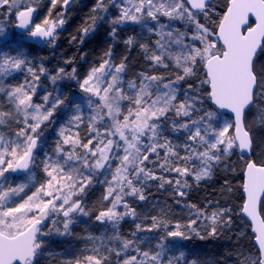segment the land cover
<instances>
[{
	"label": "snow or ice",
	"instance_id": "6c2138e0",
	"mask_svg": "<svg viewBox=\"0 0 264 264\" xmlns=\"http://www.w3.org/2000/svg\"><path fill=\"white\" fill-rule=\"evenodd\" d=\"M35 2L0 0V18H14L25 39L54 44L72 0H50L39 20L30 6ZM226 7L217 24L212 0H95L70 43H83L104 22L113 43L83 76L75 67L66 71L73 59L50 70L23 51L0 50V264H40L47 240L71 236L84 217H94L101 234L83 237L86 247L76 254L48 256L59 255L60 264H200L181 251L184 241L216 236L231 225V209L217 204L209 212L211 201L204 208L184 203L187 223L173 222L168 206L149 201L148 189L170 192L180 205L192 187L189 177L199 184L234 149L252 150L254 127L244 116L264 104V67L254 59L258 49L264 52V0H229ZM135 25L140 39L129 36L124 44L129 51L138 47L145 64L129 75V57L117 62L114 44L118 29ZM144 31L149 39L140 42ZM17 74L23 79L13 83ZM42 77L53 85L75 81L79 100L62 89L48 91ZM206 100L217 110L206 109ZM219 110H230L234 119L220 124ZM259 111L264 127V109ZM96 185L103 190L90 207L87 194ZM243 189L242 210L256 221L264 163L247 162ZM133 202L159 206L150 224ZM127 217L135 223L131 238L120 231ZM201 227L208 230L201 234ZM154 231L164 234L152 245L147 233ZM258 231L259 255L240 253L239 264H264V219Z\"/></svg>",
	"mask_w": 264,
	"mask_h": 264
},
{
	"label": "trees",
	"instance_id": "16d2710c",
	"mask_svg": "<svg viewBox=\"0 0 264 264\" xmlns=\"http://www.w3.org/2000/svg\"><path fill=\"white\" fill-rule=\"evenodd\" d=\"M228 0H220L218 6L215 5V11L212 14V21L219 23V19L223 16L224 9L227 5ZM212 3L214 4L213 0ZM33 3L30 5L32 6ZM91 7L88 0H76L67 10V24L64 30L61 32L59 37L56 39L54 44H45L40 47L34 43L20 41V44L25 47L27 56L33 63L39 64L42 62L44 66L51 70L54 65L52 62L55 57L56 48L65 49V52H69V59H73L74 62L82 63L87 60L90 55H95L100 52L102 48L112 44V40L109 37L105 29V22L97 25L95 32L90 33L86 37L83 43H79V40L75 43H70L72 36H78V28L84 23L86 19L91 15ZM179 27L181 25L177 24ZM138 25H135L137 29ZM116 44V43H115ZM114 44V45H115ZM138 47H133L130 51L136 56L141 68L144 67V58L142 54L138 51ZM263 55L260 52L257 57L256 66L258 65V60ZM84 56L85 58H82ZM74 64V63H73ZM71 64L66 67V71H71L74 65ZM65 67V65L63 66ZM169 71H175V69L170 68ZM198 78H203V73L198 74ZM47 79L42 77V83L45 87L49 86L48 91H53L54 88L62 89L63 92L74 100H79L81 93L76 86L75 81L71 80H61L58 81L56 85H47ZM189 83H196V81H189ZM183 87H187L186 83L182 82ZM207 88V85L204 86ZM207 104L215 109L210 100H206ZM254 107L259 109H264V104H259L258 106H253L246 114V124L248 122V115ZM260 116L261 112L259 111ZM61 114H57V118H60ZM84 132L82 131V135ZM254 135V133H253ZM52 137V134H49ZM257 139L254 136V152L253 158L256 162L264 163V161L258 159L255 153V148L257 145ZM239 154V153H238ZM247 158L239 155L238 161L235 163V167L231 169L224 170L221 167H216L211 172L210 177H206L197 184L194 178L189 177V183L192 185L189 190L188 196L180 205H176L173 201L172 194L170 192L160 191L158 192L155 186L148 189L149 201H160L159 206H168L170 208L169 220L173 222L187 223L189 218V209L184 207V203H194L200 208H204L209 201L212 205L208 207L207 211L211 212L216 204L219 208L231 209L230 216L232 219L231 225L221 226L219 228L218 234L214 237H206L205 239H200L197 236H193L190 240L184 241L186 247L182 248L181 251H185L189 259H197L200 264H239L240 253L243 256H249L252 254L258 255V249L253 242V234L250 230L249 223L242 217L241 209L244 202V196L242 192L243 187V170ZM100 185H96L95 188L87 194V202L89 206L96 205L99 196L101 195ZM214 202H217L216 204ZM132 206L136 208L137 212L140 214L141 219L145 216L148 219L144 220L145 224H150V218L156 215L159 211V206H155L153 203L140 202L139 204L133 202ZM222 219H227V217H222ZM137 223L139 221H136ZM100 225L94 222V217L92 219L87 218L86 220L81 219L79 223L72 227L71 236H52L47 240L48 250L55 253H64L65 258L70 254H76L82 248L86 247V242L81 240L79 237L86 235L87 231L90 229L95 230V235L97 228ZM92 227V228H89ZM135 230V223L131 217L126 218L121 221L120 231L123 235L130 237V233ZM208 229L201 227V234H204ZM102 231V230H101ZM101 231L99 233H101ZM162 231H154L152 233H147L151 238L152 245L158 242L160 235H163ZM99 235V234H98ZM87 236V235H86ZM147 247V245H143ZM67 250V251H65ZM47 251L45 256L40 259V264H60L61 257L48 256ZM75 252V253H74ZM170 255L172 253H169Z\"/></svg>",
	"mask_w": 264,
	"mask_h": 264
},
{
	"label": "rangeland",
	"instance_id": "374dc122",
	"mask_svg": "<svg viewBox=\"0 0 264 264\" xmlns=\"http://www.w3.org/2000/svg\"><path fill=\"white\" fill-rule=\"evenodd\" d=\"M213 2H214V4H213L214 6L215 5L218 6L220 0H213ZM88 3L90 4V7L92 8L94 3H95V0H88ZM32 7L36 8L38 10V14H37L38 15V20L42 19L44 16H46L48 14V9L51 7L50 0H36V2L33 3ZM59 10H60L59 6L56 9H53V15H55V13L57 11H59ZM111 15L112 16L117 15V12H116L115 9H111ZM0 20H3V22L0 23V27H4V29H5L4 33H0V50H4V51L19 50V51H23L24 53H26L25 47L20 44V41H18V38L21 35L15 29L16 23H15L14 18L11 20V22H9V20L5 19V18H0ZM66 24L64 25V28H65ZM176 26L179 27L178 25H176ZM64 28H63V30H64ZM104 30L107 33H109V31H110V25L107 22H105V29ZM62 31L59 32L58 37H59V35L61 34ZM141 32H142V29H141V27L139 25L137 26V29H136L135 26H127V27H122V28L118 29V36L116 38V44L114 45L115 58H116V60L118 62L119 59L122 56L127 55L129 57V65H130L129 75L133 74L136 71L142 70V68L140 67L136 56L132 53V51H129V49L125 46L124 40H126L129 36H136L137 40H139L140 37H139L138 34H140ZM143 35H144V40L140 41V42H145V41H147L149 39V34L146 31L143 32ZM151 39H155V37L153 36V37H151ZM106 48H107V46L102 48L100 50V52L98 54H96V56L91 54L90 57L87 60H84L82 63H80V62H76L75 63L74 62L73 65H74L75 68H77L78 73H80V75L83 76V74L88 70V68L94 63V61L101 55V53ZM64 50L65 49H61L60 47L56 48V53H55L56 55H55L54 60L52 62V65H54L53 66L54 69L57 68V67H63L64 66V61L66 59H69V56H70L69 52H65ZM138 51L142 54L140 49ZM28 58H29V56H28ZM257 67L258 68L259 67H264V52H263V55L258 60ZM51 70H53L52 67H51ZM53 74H54V72H53ZM22 79H23V74H17L16 80H13L12 82L16 83V82H18L19 80H22ZM50 83H51L50 80L46 81L47 85L48 84L51 85ZM46 88L48 90L49 86H47ZM40 94L43 95L44 93L41 92ZM204 107L206 109H208V110L216 111V109H213L212 107H210L207 104V101L205 102ZM218 120H219L220 124H223V122L231 121V120H233V118L229 114L219 112ZM259 121H260L259 110H258L257 107H254L253 109H251V111H250V113L248 115L247 124L254 127V136H255V138H258L257 139V145H256V148H255V153L257 154L258 159H260L261 161L262 160L264 161V127L260 126ZM49 139L51 140L52 137L49 136ZM238 156H239L238 149L236 148L233 151H231L229 153V155H227L226 157H222L220 164H214L213 168H212V171L216 167H221L224 170H226V169L227 170L228 169L232 170L235 167V163L238 161ZM17 182H19V181H17ZM100 190L101 191L103 190L101 186H100ZM214 203L216 204L217 202H214ZM261 212H262L263 217H264V199H263V202H262V205H261ZM81 219L86 220L87 217H84V218H81ZM89 228H92V227H89ZM101 230L103 231L104 229L99 226L97 228L96 233L97 232L98 233L96 235H98V234L100 235L101 233H99V232ZM89 233L94 234L95 230L94 229H90L89 231H87L86 235H88ZM83 237L84 236H80L79 238L81 240L85 241L83 239ZM65 251H67V250H65ZM258 255L252 254V255H249V256L254 259Z\"/></svg>",
	"mask_w": 264,
	"mask_h": 264
},
{
	"label": "water",
	"instance_id": "95a60500",
	"mask_svg": "<svg viewBox=\"0 0 264 264\" xmlns=\"http://www.w3.org/2000/svg\"><path fill=\"white\" fill-rule=\"evenodd\" d=\"M74 1H75V0H72L71 5L73 4ZM228 2H229V0H228ZM228 2H227V4H228ZM226 6H227V5H226ZM34 9L36 10V12L34 13V15H37V14H38V10H37L36 8H34ZM226 10H227V7H225L223 14L226 12ZM249 23L251 24V26H253V27L255 26V18H254V16H250ZM15 29H16V31H18V32L20 33V35H21V36H19L18 41H24V42L34 43V44H36V45H38V46H40V47H43V46L46 44V42H44V41H34V40H28V39H25L24 36H23V34H22V30H21L20 28H18V27H15ZM260 52H261V51L258 49V51H257V55H256V57H254L255 62H256L257 57H258V55H259ZM210 103H211V105L217 110V106H215L214 103H213L212 101H210ZM249 110H250V108L246 110V112H245V116H244V119L246 118V114H247V112H248ZM219 112L229 114V115L232 116V118L234 119V116H233V114L230 113V110H219ZM245 123H246V120H245ZM237 149H238V153H239L241 156L247 158V162H249V161H254V162H256V161L254 160V158H253L254 143H253L252 150H251L250 152H241V150H240L239 148H237ZM247 162H246V164H245V168H244V170H243V184H244V182H245V172H246V165H247ZM257 163H258V162H257ZM258 164H260V163H258ZM242 192H243L244 202H245V200L247 199V194L245 193L243 187H242ZM263 199H264V197H262V198H261V202H259V203L257 204V220H256V221H253L251 217H249L246 213L243 212V210H242V209H243V205H242V209H241V215H242V217H243V218L249 223V225H250V230H251V232H252V234H253V242H254V244L256 245L257 249L259 248V242H258L257 239H256V237L259 235V231H258V228H259V220H260V219H264V217H263V215H262V213H261V205H262V201H263ZM244 202H243V204H244Z\"/></svg>",
	"mask_w": 264,
	"mask_h": 264
}]
</instances>
